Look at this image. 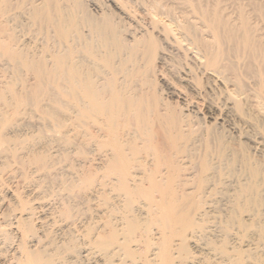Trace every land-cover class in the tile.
Returning <instances> with one entry per match:
<instances>
[{
	"label": "bare ground",
	"instance_id": "6f19581e",
	"mask_svg": "<svg viewBox=\"0 0 264 264\" xmlns=\"http://www.w3.org/2000/svg\"><path fill=\"white\" fill-rule=\"evenodd\" d=\"M28 1V5L25 6V0L24 2L22 0L23 3L20 0V5L23 4L26 10L25 12L22 8L23 11H21L20 14H22V12L27 13L26 15H29V21L28 16L26 19L30 22V25H33V22L37 23L36 25L39 26H37L38 29H35L39 30L40 27V30L43 32L42 35H46L45 37H47L48 40L45 39L47 44L41 47L43 51L39 49L41 52L38 53L37 51L39 50L35 49L37 53H35V51L31 52L33 49L29 50L27 49L28 47H23V44H21L22 42H17L19 41L18 39L17 41L14 40V38L16 39L18 36L16 35V31H13L12 26H10V29L15 34L10 37V35H12L11 31L9 32L10 29L8 25L10 24L6 25L8 27H5L2 25L3 22L0 23L2 25L0 31L4 30L1 29L4 27L9 29L3 32L5 35H7V31L9 32L8 37L5 38H11L10 42L8 41L10 44L7 43V45H5L6 43H1L3 46L0 45V50H3L1 51L3 54H1L4 55L7 58L6 60L10 63V66L7 64L8 67L6 65V70H10L13 82L14 80H21L19 84L20 88H14L15 86H13L12 80L8 81L10 78L7 79L8 82L5 78V81H0V150L7 148V144L10 146L7 141L11 140V138L8 139L11 135H7L8 130L6 131V129L8 128L6 127L8 126L7 123H10L12 117L24 113L26 115L27 112L36 115L35 112H39L38 114H41L39 115L41 118L52 122L50 125L52 124L51 127L53 128L50 127L49 131L50 129H54V127L60 128L62 125L64 129V124L70 120V125L69 123L67 124L70 126L68 130L70 129V133H72V138L69 136L71 140H69V142H71L72 148L75 150L74 153L77 154V156L79 155L78 158L80 157V160L83 158L82 161L86 160L90 163V166L91 164L94 166V169L90 167L92 169H90V171L94 172L91 175L96 174L95 171H97V169L103 170L102 175H100L102 177H100L98 173L97 176L102 179L106 177L113 187H115L112 188V190L110 184L108 186L110 187L109 190H111V192H108L110 194L105 192L106 194H104L108 195V197L104 195L102 199L104 203H106L108 209L106 208L107 210L99 214L96 213L94 224L91 223L93 226L90 225L91 227L87 226L85 229L84 227L80 229V231L84 229L81 231L82 236L83 234L86 235V239L84 238L85 236H83L82 239L84 246L78 248L77 246H80V244L78 245L77 243L76 245L74 237H71L67 240L68 243L64 246V249L68 250L71 256H77V254L81 255V253H83L85 259L93 258L94 264H248L247 261H249V259H251V261L254 259L260 262V255L262 253L258 254L256 251H258L257 249L260 247L262 248L261 251L264 249V222H262L264 220L260 221L262 217L260 218L257 214L263 210L262 206L264 207V167L252 163L249 156L244 153L235 155L232 151L228 150L227 141L223 139V134H215L214 130V134L212 130H207L204 138L196 137V139L190 132V129H185V125L182 124L183 112H180V115L177 116V114H179L178 112L168 111L165 109V106L162 107L164 105L162 100L159 101L160 90L159 92L158 89L151 92L155 75L152 64L155 58L154 55L158 52L157 55L160 57L163 55L165 48L168 49L167 47L174 46L175 49L186 53L184 54L185 56L188 51H190V54L192 53L191 56L194 58L191 57V59L196 60L197 69L205 70L210 73V85L214 86L217 80L222 81V84L225 83L224 87H222V92L225 94L226 99L230 100L229 103L231 104L228 110L231 113L237 114L239 102L237 98L233 96L234 90L229 89V84H227V82L229 83V81H232L234 88H236L240 79L238 75L239 70L236 71L238 68L235 69V64L234 66L232 63H229L231 60H228V63L224 62V60L226 61L230 57L237 58L241 56L242 53L245 54L247 58H245L246 70L244 71L249 72L245 74H249L253 77L250 74L252 73L255 78L257 77L256 75H259L258 69L255 67V61L259 59V57H262L259 59L260 61H264V44H261L256 38L253 39V37H251V29L249 30V26L247 25L248 22L242 19L239 27L241 31H237L240 32V34H236L232 26H229L231 24H227L225 22L226 20L224 21L217 16L215 9V12L212 10V12H209L201 7L203 10L201 8L199 9L203 12L199 13L203 17L199 13L198 14L202 19L204 18L206 20L205 23V20L201 19L202 22L206 25L209 24L213 32L212 34H189L194 30L193 27H195V25L191 23L192 26L194 25L192 30L188 25L190 22L188 24L184 22L188 26L183 23V27H186L183 28L181 26L184 20H181L182 22L180 21L178 24V27L182 28V32L180 31L178 34L176 32L181 28H178L177 24L172 25V23L165 22L162 24L159 22V26L161 25V30H163L164 34H155L154 36L142 33L140 35L121 34L122 28L120 29L121 26H119V21L116 22V20H114L115 18L113 19L114 15L113 17H109V15L104 14L101 18L98 17L100 19H96L97 16L94 18V15L92 17L88 14V11L86 12L87 8H85L86 6L84 7V5L87 2L83 4L84 1L82 2V0ZM146 1L152 0H145V2L143 0L142 4H146ZM193 1L194 0H192V2ZM13 2L12 0H0V21L3 19L8 21L7 17L5 19V16L13 13L11 11L13 7H15V3ZM140 2L142 1L140 0ZM158 4L156 0H153L152 4H147L146 6H148L149 10V6L158 7L160 6ZM193 7H195V4ZM19 9L18 7V10H16V8L13 10L19 11ZM10 11L11 13H9ZM150 11L154 12V10ZM13 14L8 17L11 19ZM150 14L152 15V13ZM1 17L4 18L2 19ZM14 17H12V22L15 20ZM152 18L153 20H151L155 23L154 19L156 18H154V15ZM156 21L157 22L154 24L155 26L158 23V20ZM17 22L19 23L20 21L14 22L15 26ZM7 23L5 22L3 24L5 25ZM171 25L173 27L176 26V28L174 29ZM188 27L189 30L191 28L189 32ZM85 28H87V32H84ZM175 30L176 32H174ZM3 33L0 32V34ZM15 35L17 37H14ZM1 38L2 37H0V39ZM2 39L4 42V38ZM15 41L17 44L19 43L22 45V47H19V44V46L15 44ZM161 44L163 45L161 46ZM41 46H43V44ZM1 47L3 49H1ZM159 48H161L160 51L157 50ZM260 61L257 63H260ZM189 66L187 64L186 68H190L187 70L191 73L189 74V78L192 80L195 77V72L193 73V67ZM258 66L262 65L260 64ZM175 68L177 69V67ZM262 68H264V65ZM183 70H185V74L187 70L185 68ZM259 70L261 69L259 68ZM137 71L142 76L141 83L145 85L146 88L139 89L138 83L131 77ZM8 73L6 74L8 75ZM25 73H30L34 81L29 83L28 80L26 81L27 83L23 81V78L27 77L24 76L26 75ZM186 74L188 76V73ZM30 75L28 74V76ZM117 78L123 82H118ZM128 81L134 82V84H132L130 91L124 92V83H128ZM167 92L170 95H174L177 90L170 86L167 88ZM183 101L186 102L185 99H183ZM7 120H9V122ZM15 122L17 123V120ZM153 122H158L162 126V128H160V141L158 140L160 143H157L159 149L155 145L156 147H153L157 149H155V151L154 149L151 151V149V152H148L145 151V147H148L147 141L152 137L150 131ZM23 124H25V122ZM10 128L14 127L10 125ZM57 130L58 129L55 131ZM11 131L13 132V129L10 130V132ZM207 132H209L208 136L211 138L207 137ZM63 133L61 134L63 135ZM68 134L69 131L67 135ZM62 135L59 136L60 138L58 137V140L62 138ZM148 135L150 137H148ZM51 137L54 136L51 135ZM54 138L56 139V137ZM68 138L62 139L63 142H67ZM197 140L199 143L196 142ZM210 140L214 141L209 149L208 144ZM12 142L13 140L11 143ZM196 143H198L199 146L201 144L203 145V151L202 149L201 151L196 149L199 148L195 147ZM215 145H217L216 148ZM67 146L69 145L67 144ZM14 147L16 146L14 145ZM28 151L31 152V150ZM40 152H32L31 159H28L30 155L27 153L28 156H26V158L28 157V161L34 159L31 163L35 161V164H38L40 169H44L46 166L45 164L49 163L47 160L51 157L49 156V159H47L48 157L44 155L46 153ZM2 153L4 155L5 152ZM211 153L215 156V160L211 158V156H213ZM178 154H182L180 155L182 161L183 155H186L188 158L190 157L189 160L191 159L192 161L189 162L190 167H184V162L182 163ZM23 162L25 163V161L21 163ZM186 162L184 164H186ZM235 162L240 163V170L238 171V167H235V171L240 173L241 179L238 180L237 178L236 180L235 175L236 181L234 185H231L232 187L230 188H226L228 195L222 193V196L225 194L228 196L227 198L229 199L226 200H228L229 204L226 203V208L224 207V211L222 213L220 212L219 215L209 210V205L211 203L208 204L206 201L209 195L212 194L214 184L216 185V183H214L216 179L212 182L211 180H213V177H217L223 170V175L221 173L219 176L224 177V173L226 174V172L230 174L233 173L235 169L234 165L236 166L237 164H234ZM40 165L45 166L41 168ZM79 170H81V168ZM90 171L89 173L87 171L88 175H90ZM81 173L82 172H80V174ZM234 174L231 175L234 176ZM82 175L84 176L83 173ZM88 175L85 176V179L82 178L81 181L82 183L83 179L85 183L89 181L90 185L93 180L86 179ZM95 176L89 178L94 179L97 177ZM229 177L231 178V176ZM219 179L217 182H222L223 179L225 181L226 178ZM103 180H101V182ZM232 180L230 181L232 182ZM82 183L80 182L78 184L81 185ZM209 183H213V186L209 185ZM222 183L225 185V182ZM217 184L219 186V183ZM101 185H104V183ZM83 186H85V184ZM86 186L91 188V186ZM209 186L213 187L212 189L210 187L211 192ZM98 188L99 187L96 189L94 187L91 191L96 189V193H98L100 191V189L98 191ZM85 189L87 190L86 187ZM114 189L117 190V192H113L114 194L118 193L116 194L117 197L115 196L114 201L111 200L112 202L109 203V195L113 194L112 191H114ZM87 191V194L91 193L89 190ZM219 191L221 192L222 190L219 189ZM102 192L99 193L101 194ZM56 197L58 196L56 195ZM225 197L226 196H224V198ZM212 198H210L211 202ZM28 203L29 201L27 204L24 203V210L20 207L22 208L20 209L22 212L26 210L27 213H24V215L20 213L21 215L19 214L20 216L16 220L21 228V235L24 236V234H29L30 236H34L36 230L30 223L32 217H29V215L32 216L30 213L34 208L32 207L33 204L28 205ZM10 204H8V206H10ZM19 204L18 207L22 206V204ZM220 204L221 203H219L218 206H220ZM210 206L212 207V204ZM215 209L217 210L219 208L215 207ZM209 211H211V214L208 213ZM61 212V216L66 215L65 217L69 216L68 214L70 213L69 209H66V207ZM15 214L16 212L13 216H15ZM208 214L210 216L216 215H214V217H208ZM255 215H257V220L254 217ZM29 218L31 221H29ZM72 218L73 217H71V219ZM209 218L215 219H212L215 222L213 223ZM208 221L213 224H210ZM207 222L214 228L212 229ZM67 225H70V223ZM19 226L17 227L18 230ZM0 229H2V227ZM0 232L5 233L6 231L0 230ZM251 233L256 237L254 240H258V243L255 241L256 245L262 244L263 247L258 246V248L253 246L256 247V249L251 246V240L253 239L250 238ZM72 234L74 233L72 232ZM235 238L238 239L239 242H236V240H234L235 242L232 241ZM20 244H18L19 247ZM22 245L21 247L23 248ZM21 253L22 255H20L22 257L21 259H17V264H36L41 258L43 259L44 255L45 257L47 256V258L49 257L48 259H51V255H48V253L44 254L41 250L34 251L30 249ZM65 253L67 252L65 251ZM70 255L68 256L70 257ZM262 255L264 256V253ZM47 258L43 260L46 259L47 261Z\"/></svg>",
	"mask_w": 264,
	"mask_h": 264
},
{
	"label": "rangeland",
	"instance_id": "374dc122",
	"mask_svg": "<svg viewBox=\"0 0 264 264\" xmlns=\"http://www.w3.org/2000/svg\"><path fill=\"white\" fill-rule=\"evenodd\" d=\"M12 1H14L13 3H15V7H13V9L16 8V10H18V7H19L20 12L12 9L11 11L14 14L15 13L16 14L14 15L13 13H11V11L9 13L13 14L12 17H14V16L16 17V18L14 17L15 20L12 22V17H11V19L9 18L11 15L10 14V15H8L9 17L5 16V19L7 17L9 22L7 20L5 21L3 19L4 17L3 18L1 17L3 20L0 21V23L1 22H3V23L8 22L5 25L2 23V25L5 27L9 26V29H10V26H12L13 31L14 32L16 31V35L18 36L17 37L15 35L14 37H17V38L16 39L14 38V40L17 41V39H18L19 41H17V42H19V43L22 42L21 44H23V47L24 46L28 47L27 49H29V50L33 49V50H31V52H34V51H35V53L41 52V50H42L41 47H44V45L47 44L46 40H48V39H47V37H45L46 35H44V36L42 35L43 32L40 30V27H39V30L42 33L39 30H37L38 29L37 26H39V25H36L37 23H35L31 20L33 22V25L32 24L30 25V22H28L29 21V15H26L27 13H25L26 10H25V7H23V4L20 5L22 0H21V2H20V0H16V1L12 0ZM32 1L36 2L37 0H32ZM39 1L40 0H38L37 2H39ZM141 1L142 2H140V0H82L83 4H85L87 2L84 5V7L86 6L85 8H87L86 12L88 11L89 12L88 14L91 15L92 17L94 15V18H96V16H97L96 19H100L102 16H104V14L109 15V17L110 16L113 17V15H114L113 19L115 18L114 20H116V22L119 21L118 22L119 26H121L120 29L122 28L121 34H137V35H140L142 33V34H148V35L151 34L152 36H154L155 34H164L163 30H161V25L159 26V24H160L159 22H161V24L164 22L165 23H172V25L177 24V27H178L179 26L178 24L180 23L181 20L182 21L184 20L183 22L181 21L182 22L181 27H183L184 22H187V24L190 22L188 25L191 28L195 25V27H193L194 30L192 28L193 31H191L189 34H192V33L193 34H212L213 32L211 31L209 24L206 25L205 24L206 20L204 18L202 19L199 16V14L203 12L202 11L203 9L201 8V7H203L204 10L209 11V12H212L215 9V11L217 12L216 13L217 16H219L224 21L226 20L225 22L227 24H231L229 26L230 27L232 26V28H233V30H235L236 34H240V32H237L239 30V27H240V21L242 19L246 20L248 22L247 25L249 26V30L251 29V31H250L251 37H253V39L256 38L261 44L262 43L264 44V0H196V1L194 0L193 2H192V0H184V1L183 0H159V1L156 0L159 3L158 5H160V3L162 2L161 5L158 7L157 6L156 7H154V6L150 7L149 6V10H148V6H146V5L152 4L153 0L152 1H146V4L145 3L142 4L143 0H141ZM23 2H24V0H23ZM144 2H145V0H144ZM28 3H29V1L25 0L24 5L25 6L28 5ZM194 4H195V7H193ZM184 6H186V7H184ZM22 8L25 11L24 13L22 12L24 17L22 16V14H20L21 11H23ZM199 8H201L202 10ZM150 10H154V12L150 11ZM184 10L185 11L187 10V11L185 12ZM150 13H152V15ZM110 14H112V15H110ZM153 15H154V18H156V19H154L155 23L157 22L156 20H158V23L156 26L154 25L155 24L154 21H152ZM27 16H28V21L26 19ZM98 17H100V18H98ZM17 18H18V20H17ZM117 18H119L120 20ZM201 19L205 20L204 21L205 23L202 22ZM16 21H20V22L19 23L17 22V24L15 26L14 22H16ZM191 23L192 24L194 23V25L192 26ZM207 23H209V22H207ZM8 24H10V25H8ZM187 24H185V25H187ZM190 24H191V26H190ZM2 25L0 27H2ZM6 25H8V26H6ZM5 27L1 28V29L9 30L8 28H5ZM14 27L16 28V30ZM181 27H178V28H181ZM189 27H188V32L191 30V28L189 30ZM35 28H37V29H35ZM173 28L175 29L176 26H174ZM183 28H186V27H183ZM86 29L87 28L84 29V32H87ZM4 30H2L0 32L3 33ZM33 30H34V32H33ZM176 30L174 32H176ZM181 30H182V28L179 31L177 30L176 33L178 34V32H180ZM10 31L12 33V35H10V37H11L15 33H13V31L11 29L9 30V32ZM239 31H241V29ZM9 32L7 31V35H5L4 33L0 34V37L4 38V42H3L2 38L0 39L1 40L0 45H2L3 43L4 44L6 43L5 45H7V43L10 42L11 38L10 39L5 38V37H8ZM36 33H37V35H36ZM180 34H182V33H180ZM183 34H184V32H183ZM206 37H208V36H206ZM16 41H15V44H17ZM11 42L14 43L13 41H11ZM36 43L37 44L39 43V44L37 45ZM25 44L28 46H26ZM42 44H43V46H41ZM162 45L163 44H161V46ZM19 47H22V45H20ZM167 48L168 49H166V48L164 49L163 55L160 56L161 58L159 57V55H157V53H158L157 52L156 55H154L156 59L154 58L152 61L155 75H154L153 88L151 87V92L156 91L157 89L159 92V90H160L159 101L162 100V102L164 104L162 107L165 106V109H167L170 112H175V113L178 112L179 114H177V116L180 115V112L181 113L183 112L182 124L185 125V127H184L185 129H188V128L190 129V132L192 133V135H194L195 138L196 137L204 138V136H206L205 133L207 130L208 131L212 130V133L214 130L215 134L216 133L219 135L223 134V139L225 141H227V149L228 150L232 151L235 155H240L241 153H244V154L249 156L252 163H255L258 166L264 167V81H263L264 80V76H263V74H264L263 69L264 68H262L264 65V63H263L264 61L259 60L262 57L261 58L259 57V59H257L260 61V63H257V62H259L257 60L255 61L257 64V65L255 64V67H257L258 74L260 75V76L256 75L258 78L257 77L255 78L254 74H252V73H250V74L253 77H251L249 74L248 75L245 74V73H249V72L244 71V70H246L245 58H247V56L245 54L242 53L241 56H239L237 58L236 57L232 58V57L228 56L231 59L229 58L226 61L224 60V62L231 60L232 62L231 61L230 62L228 61V62L232 63L233 65L234 64L236 65L235 69L238 68L236 71L239 70L238 75H239L240 79H239V82H238L239 84L237 85V87L234 88L232 81H229V83L227 82V84H229V89L234 90L233 96H235L237 98V101L239 102V109H238L237 114H235V113H231L228 110V107L231 103H229L230 100L226 99L225 94L222 92L223 91L222 87H224V84H225L224 82H223L224 84H222V81L217 80V83H215L214 86L210 85V81H211V77H209L210 73L208 71L206 72L205 70L197 69L196 60L191 59V57H193V56H191L192 53L190 54V51H188L187 55L185 56L184 54H186V53H184L183 51L181 52V51L175 49L174 46H170ZM1 49H3V48L1 47ZM35 49H37V50L41 49V50L37 51ZM44 49H46V48H44ZM160 49L161 48H159L157 50L160 51ZM1 51H3V50H0V54L2 53ZM2 54L0 55V81H2V80L7 81V79L10 78L8 81L12 80L11 82H13V79H11L12 75L10 74V70L9 69L6 70L10 63L6 60L7 58ZM185 57H187L188 59ZM234 58H236V59H234ZM239 58H242L243 60L239 59ZM5 61H6V63H5ZM242 61L245 63H243ZM101 63H102V61H101ZM239 63H241V64H239ZM187 64H188V66L190 65L191 67L195 68V69L192 68V70H193V73L195 72L194 75L196 78L193 76L194 78L193 79L191 78L192 80H190V78H189L190 77L189 74H191V73H189V71L187 70L190 68H186ZM260 64L262 66H258ZM3 65H4V67H3ZM6 65H7V67H6ZM238 65H242L243 67L238 66ZM174 66L177 67V69ZM252 66H254V65H252ZM183 67L187 70L186 73H188V76L186 73L184 74L185 70H183L184 69ZM244 67H245V69H244ZM255 67H253V68H255ZM259 68L262 71L259 70ZM5 70L8 71L9 73L6 72ZM4 71H5V73H4ZM259 71H260V73H259ZM6 73H8V75ZM28 74L30 75V73H28ZM28 74L24 75L25 77L26 76L27 77L23 78L24 79L23 81L26 82L28 80V83L34 81V78L32 77V75L28 76ZM131 77L135 79L136 83H138L139 89L140 88H146L145 85H143L141 83L142 76L140 75V73L138 71L135 74H133ZM4 78H5V80H4ZM117 79H118V82H123L119 78H117ZM17 81H19V80H17ZM17 81L14 80L15 83L13 82V86H15L14 88H20L19 84L21 83V80L19 82H17ZM15 84L17 85V87ZM124 84H125L124 92H128V91H130V88H132V84H134V82L128 81V83H124ZM170 86L177 90L176 94H174V95L168 94L167 88ZM177 94H178V96H177ZM183 99H185L186 102L183 101ZM194 111H196V112H194ZM38 113L35 112L36 115H34V114L32 115L31 112L30 113L27 112L26 115H25V113L21 114V115L19 114L15 117H12L15 119H12V118L10 119V123H7L8 126L5 125V126H7L6 128H8V129H6V131L8 130L7 135L8 136L11 135L12 137L11 136L8 137V139L11 138V140L7 141L10 144V146L7 144L8 147L4 148V150L6 149L5 151L3 149L0 150V152L2 151V152L6 153V154L4 153V155L2 152L0 153V158H1L0 159V177H1L0 178V182H1V184H0V215H1L0 216V221H1L0 222V228L2 227V229H0V230L6 231L5 233L0 232V246H1L0 247L1 248L0 249V264H17V259H21V257H22L21 252H25V251L30 250V249L31 250L33 249L34 251H40L41 250L42 252H44V254L48 253V255H51L50 256L51 259H48L49 257L47 258V256L45 257V255H44L43 259L47 258L48 260L46 261V259L43 260L41 258L42 260L40 259V261H37L36 264H94V261H93L94 259L93 258H89V259L86 258L85 259V257L83 256V253H81L82 257L79 254H77V256L75 255L76 258H75V256H71L70 252H68V250L64 249V246L68 243L67 240H69V238H71V237H74V242L76 241L75 242L76 245H77V243H78V245L80 244V246H77L78 248H80V247L82 248L84 246V244H83L84 242L82 239H83V236H85L84 238L86 239V235L83 234V236H82L81 231H83L87 226H90V225L93 226L94 221H95L94 217H95L96 213L99 214V213L104 212L105 210L108 209L106 203H104V200H102V199L104 198L103 196L106 193L110 194V193H108V192H111V190H109L110 187H111V189L115 188V187H113V185L106 179V177L105 178L103 177V179L104 180L106 179L107 181L106 180L104 181L102 178H100V177H102L100 175H102L103 170L101 171L100 169H97L98 172L94 170L96 174L91 175L94 172L90 171V169H91L90 167H92V169H94V166L92 164L90 166V163L86 160H84L86 162L82 161L83 158H81L82 160H80L79 159L80 157L78 158L79 155L77 156V154L74 153L75 150H73V148H72L73 146L71 145V142H69L70 137L72 136V133H70V131H71L70 129L68 130V127H70V126H68L67 124L69 123V125H70V123H71L70 120H69V122L67 121V123L64 124L65 125L64 126L65 131L62 128L63 125L60 126V128L54 127V129H50V131H49V128L52 126V124L50 125V123H52V122L49 120L46 121V119L41 118L39 116L41 114H38ZM28 115H29V117H28ZM185 115H187V116H185ZM38 117H40V118H38ZM22 118H23V120H22ZM32 118H33V120H32ZM14 120L15 121L17 120V123ZM7 121L9 122V120H7ZM24 122H25V124H23ZM27 123L29 124V126ZM10 125H11V127H14L15 129L10 128ZM16 126H17V128H16ZM51 128H53V127H51ZM160 128H162V126L158 122H153L151 124L150 134L152 137H150L148 135V137H150L149 138L150 140L148 139V141H147L149 148L147 147L148 148L147 149L144 146L146 149L145 151L151 152V151H153V149L155 151V149L158 148L157 143H160L159 142L160 141ZM12 129H13V132L12 131L10 132V130H12ZM56 129H58L59 131L58 130L55 131ZM66 130L69 131L68 135H67L68 131H66ZM60 131H61V133L64 132L63 135L60 133ZM55 132H57V133H55ZM198 134H200V135H198ZM208 134H209V132H207V137H209ZM51 135L56 137V139L54 137H51ZM61 135H62V138L60 140H58V137ZM64 136H66V137H64ZM156 137H157V139H156ZM22 138L25 140H23ZM64 138H66V139L68 138L67 142L65 141L66 143L63 142ZM209 138H211V137H209ZM12 140H13V142L11 143ZM22 141L24 144L22 143ZM213 141L214 140H212V141L210 140V143L208 144L209 149H210V146H211ZM196 142H198V140ZM198 143L195 144V147H199L196 149L197 150L199 149L198 151H201V149H202V151H203V149H204V147L202 145L203 143L201 142L202 146L201 145L199 146ZM67 144L69 146H67ZM143 144H145V143H143ZM14 145L16 147H14ZM155 145L157 146V148H154V147H156ZM5 146H6V144H5ZM31 146H32V148H31ZM216 146L217 145H215V148H216ZM11 149H13L14 151ZM28 150H31V152H29ZM39 150L46 153V154H44V153L43 154L48 157L47 159H49V156L51 157L49 160L46 159L49 162V163L45 164L46 166L44 165L46 168L44 166L40 165L41 168L44 167V169L43 168L40 169L39 165L37 164L38 165L37 166L35 164L36 163L35 161H33L32 162L33 164H32L31 161L34 159L28 161V159L32 158V155H31L32 152L37 151V153H38V152H40ZM156 151H158V150H156ZM142 152H144V151H142ZM148 152H145V153H148ZM27 153H28V155H30V158L27 157L28 159L26 158V156H28ZM198 153H200V152H198ZM33 155H34V153H33ZM178 155L180 156L182 154H178ZM211 155H213V154L211 153ZM11 156H14L15 158L11 157ZM213 156H211V158L213 160H215V156L214 157ZM3 157L6 159H4ZM23 158H24V160H23ZM180 158L182 161L181 156H180ZM189 158L186 157V155L185 156L183 155L182 163L183 162L185 163L187 161L186 164L183 163L184 167L185 166L190 167L189 162L191 161V159L189 160ZM2 160H3V162H2ZM22 161H25V163L24 162L21 163ZM47 161H45V162H47ZM236 163L237 162H235L234 164H236ZM188 167H186V168H188ZM235 167H238L237 170L239 171L240 170V163H237L236 166L234 165V168ZM75 168H78V169H75ZM80 168H81V170H79ZM235 170H236V168L234 169L233 173H231V174H234V172H235L234 176H232L230 173L226 172V170H225L226 174L224 173V175H225L224 177L219 176V174L224 172V170L218 174L219 178H221V177L226 178L225 181L223 178H221V179H223L222 182H225V185L222 182H217V180L219 179L218 176L217 177L215 176V178L213 177V180H211V182H212V181H215V179H216V182H214V183H216V185L214 184V188L211 187V186H213L212 185L213 183L212 184L209 183V185H211V186H209V189H210V187H211V189L212 188L213 189H212V194H210V192H211V189H210L209 194L211 196L209 195L208 200H206V201L208 202V204L209 203L212 204V207L210 206L211 204L209 205V208H210L209 210H211L215 213H218L219 215H220V212L222 213L224 211L223 208L224 207L226 208V206H227L226 203L229 204L228 200H226V199H229V198H227L228 194H227L226 188L232 187L234 185L235 181L237 180V178H238V180L241 179L240 173L238 171H237L238 172L237 173ZM87 171H88V173H89V171L91 172L90 175H88ZM100 171H101V173H100ZM80 172H82L84 174V176L82 175V173L80 174ZM85 173H87V174H85ZM97 173L99 174L100 177L97 176L98 175ZM227 174H229V175H227ZM87 175H88V178L86 177V179H88V180L92 179L93 181L92 180L91 181L93 184L91 183L89 185V183H90L89 181H86V183H88V184L85 183L84 179H85V176H87ZM95 175L98 177V179ZM222 175H223V173H222ZM235 175H236V180H235ZM238 175H239V177H238ZM91 176H95L96 178H94V179L89 178ZM229 176H231V178ZM232 177H233L234 181L232 180ZM82 178H84L83 183L85 184V186H83L84 184L81 181ZM221 179H219V180H221ZM101 180H103L104 182L103 181L101 182ZM230 180H232V182ZM226 181H227V183H226ZM77 182L78 183L81 182L82 184L80 185ZM103 183H104V185H101ZM105 183L107 186L105 185ZM217 183H219V186ZM220 184H223V185H220ZM263 184H264V182H263ZM86 185L91 186V188L87 187ZM109 185H110V187H108ZM83 187H84V189H83ZM85 187L87 188V190H89L91 192L90 194L88 193L90 196L87 194L88 191L85 189ZM94 187L96 189H97V187H99L98 191L100 189L99 192H102V191H104V192H102L101 194L99 192L96 193V189H94V191L93 190L91 191V189ZM88 188H90V189H88ZM219 189L222 191L220 192ZM33 190H35V191H33ZM82 190H84V191H82ZM113 192L115 193V192H117V190L114 189V191H112V193ZM215 193H218V194H215ZM222 193L227 194V195L226 194L224 195V196H226L225 198H224V196H222L223 195ZM113 194L109 195V197H110V199L108 198L110 200L109 203L114 201V198H115L116 194H118V193H116L114 195ZM56 195L58 197H56ZM105 196L108 197V195H105ZM210 198H212V202H211ZM209 200H210V202H209ZM28 201H29L28 205L33 204L32 207L34 208L33 210H31V213H30V214H32V216L29 215L30 218L32 217L31 218L32 221L30 218H29V221H31L30 223L33 225V227L36 230L34 236H30L29 234L28 235L24 234V236L21 235L22 231H21V228L18 225L17 220H16L21 215L20 213H22V215H24V213L25 214L27 213L26 210H25L26 212L25 211L22 212L20 209H22L24 206V203L27 204ZM19 202H20V204H22V206L18 207ZM32 202H34V203H32ZM10 203H12L13 205ZM135 203H137V202H135ZM219 203H221L220 206H218ZM8 204H10V206H8ZM13 206H15V207H13ZM20 207H22V208H20ZM65 207H66V209H69V212H70L68 214L69 216H67V217H65L66 215L61 216V214H62L61 211L64 210ZM67 207H69V208H67ZM215 207L219 208V209L216 210ZM4 208L9 209V210H5ZM15 208L16 209L18 208V209L16 210ZM211 208H213L215 211ZM3 209H4V211H3ZM260 209H261V207H260ZM262 209L263 210H261V211L259 210L260 214L259 213L257 214L258 216H260V218L261 217L263 218V219L261 218L260 221L264 220V217H263L264 216V207L263 206H262ZM22 210H24V208ZM95 210L96 211L98 210V211L96 212ZM211 211H209L208 213L211 214L210 213ZM15 212H16V214H15V216H13ZM209 214H208V217H212V216L214 217V215H216V214H214V215L210 216ZM6 215H7V219H6ZM257 215L254 216L256 220L258 219V218H256ZM71 217H73V218L71 219ZM209 219H211V218H209ZM213 220H215V219H213ZM213 220H212V222L214 223L215 221H213ZM210 221H208V222L210 223ZM208 222H207V224L209 225ZM212 222L210 224H213ZM262 222H264V221H262ZM69 223H70V225H67ZM91 223H93V224H91ZM16 225L19 226V230L17 228L18 226H16ZM209 226L211 227V225H209ZM83 227H84V229L80 231V229ZM74 228L76 231L74 230ZM211 228L213 229L214 227H211ZM252 229H253V226H252ZM68 230H69V232H68ZM72 232L74 234H72ZM37 233H38V235H37ZM252 233H253V230H252ZM252 233H251L252 237L250 236V238H253L251 240L252 241L251 246L252 247L253 246H256V247L262 246L263 247V245L261 243H260L261 245H256V242L258 243V240L257 241L254 240V239H256V237H254ZM71 234H72V236H71ZM75 234H77V235H75ZM25 236H27V237H25ZM22 237H24V238H22ZM75 238H76V240H75ZM22 239H23V241H22ZM77 240H78V242H77ZM234 240H236V242H239V240L236 238L233 239L232 241H234ZM18 244H20V247ZM21 245L23 246L24 249L21 247ZM256 247H253V248H256ZM18 248H20V249H18ZM259 249H257L258 251H256V252L258 254H261V253L263 254L264 249H263V251H261V249H262L261 247ZM65 251L68 254L65 253ZM262 254L260 255V260H259L260 262L255 261L254 259H253V261H251V259H249V261H247V263L250 264L251 262L252 263L254 262L253 264H257V263L263 264L264 263V259H263L264 256ZM68 255H70V257ZM72 258H75V259H72ZM52 260H53V262H52ZM261 260H262V263H261ZM43 262H46V263H43ZM66 262H68V263H66Z\"/></svg>",
	"mask_w": 264,
	"mask_h": 264
}]
</instances>
